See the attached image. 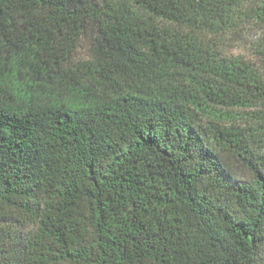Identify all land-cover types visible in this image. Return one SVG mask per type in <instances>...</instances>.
Listing matches in <instances>:
<instances>
[{
  "label": "trees",
  "instance_id": "16d2710c",
  "mask_svg": "<svg viewBox=\"0 0 264 264\" xmlns=\"http://www.w3.org/2000/svg\"><path fill=\"white\" fill-rule=\"evenodd\" d=\"M250 23L264 0H0V264H264V75L218 48Z\"/></svg>",
  "mask_w": 264,
  "mask_h": 264
},
{
  "label": "rangeland",
  "instance_id": "374dc122",
  "mask_svg": "<svg viewBox=\"0 0 264 264\" xmlns=\"http://www.w3.org/2000/svg\"><path fill=\"white\" fill-rule=\"evenodd\" d=\"M264 30L254 23L246 24L234 34L222 38L219 42L220 53L226 58H240L245 62L253 63L264 75V66L259 62L256 54V44L263 41ZM90 57V43L88 39L79 42L74 54L73 61L81 62ZM250 111L261 112L264 114V102Z\"/></svg>",
  "mask_w": 264,
  "mask_h": 264
}]
</instances>
